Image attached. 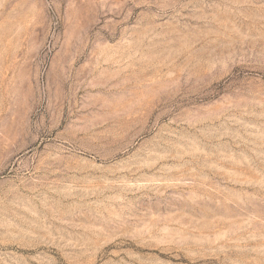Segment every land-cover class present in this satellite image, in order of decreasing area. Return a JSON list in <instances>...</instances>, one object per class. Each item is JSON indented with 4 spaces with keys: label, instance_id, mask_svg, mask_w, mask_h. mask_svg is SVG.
<instances>
[{
    "label": "rangeland",
    "instance_id": "obj_1",
    "mask_svg": "<svg viewBox=\"0 0 264 264\" xmlns=\"http://www.w3.org/2000/svg\"><path fill=\"white\" fill-rule=\"evenodd\" d=\"M0 264H264V0H0Z\"/></svg>",
    "mask_w": 264,
    "mask_h": 264
}]
</instances>
